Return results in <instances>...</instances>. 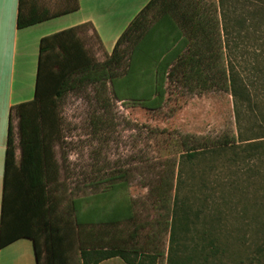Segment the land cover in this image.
<instances>
[{
    "label": "trees",
    "instance_id": "obj_1",
    "mask_svg": "<svg viewBox=\"0 0 264 264\" xmlns=\"http://www.w3.org/2000/svg\"><path fill=\"white\" fill-rule=\"evenodd\" d=\"M78 7V0H57L54 6L40 0H19L17 24L26 27ZM217 8L204 0H149L104 60L88 52L78 34L81 26L41 38L34 97L10 111L0 247L28 237L37 264H97L112 257L129 264H161L166 257V264H195L198 245L191 254L182 252V237L192 212L182 193L188 180L184 166L228 147L236 148L234 137L225 135L210 142L192 135L183 137L185 150L179 161L169 160L154 177L144 178L147 197L159 209L155 219L141 218L146 204L129 192V169L91 181L96 187L107 185L88 197L92 200L89 223L81 222V201H74L69 186L58 179L54 145L63 139L61 105L65 96L88 85L96 86L103 104L111 99L134 101L150 110L162 108L168 80L182 82L192 92L209 85L228 90ZM235 83L231 75L232 93L238 95ZM14 118L18 121L19 160ZM140 162L148 170L155 168L147 159Z\"/></svg>",
    "mask_w": 264,
    "mask_h": 264
},
{
    "label": "rangeland",
    "instance_id": "obj_2",
    "mask_svg": "<svg viewBox=\"0 0 264 264\" xmlns=\"http://www.w3.org/2000/svg\"><path fill=\"white\" fill-rule=\"evenodd\" d=\"M204 1L218 7L229 89L209 85L192 92L168 80L162 108L150 110L134 101L103 104L96 86H85L61 105L63 140L56 154L72 189L95 173L129 169L130 194L146 204L141 218L155 219L159 209L147 197L144 178L154 177L169 160L179 161L183 137H234L236 148L184 166L182 193L192 212L182 252L191 254L198 245L195 264H264V0ZM96 55L102 60L105 53ZM143 159L155 168L146 169ZM165 241L168 249V234ZM166 263L167 257L161 261Z\"/></svg>",
    "mask_w": 264,
    "mask_h": 264
},
{
    "label": "crops",
    "instance_id": "obj_3",
    "mask_svg": "<svg viewBox=\"0 0 264 264\" xmlns=\"http://www.w3.org/2000/svg\"><path fill=\"white\" fill-rule=\"evenodd\" d=\"M47 6H54L57 0H40ZM149 0H78V9L61 14L41 22L19 27L17 17L19 0H0V225L5 170V152L10 124L11 107L31 100L35 93L40 40L43 36L71 27L81 28L79 36L88 52L98 59L96 53H105L104 60L134 16ZM82 88L70 93L81 92ZM64 98V99H65ZM16 121H13V124ZM18 124V121H17ZM17 129V126H16ZM15 134V133H14ZM15 139L16 144L19 142ZM63 140V139H62ZM61 140V141H62ZM57 141L56 147L61 145ZM21 150L16 147L19 160ZM59 180L62 179L64 161H59ZM111 172L95 173L87 177L88 181L71 189L74 201H81L79 215L81 222L89 223V196L106 189V183L100 187L93 186L91 181L106 179ZM130 192V191H129ZM0 264H37L33 241L21 237L6 246L0 247ZM97 264H129L121 257L105 259Z\"/></svg>",
    "mask_w": 264,
    "mask_h": 264
}]
</instances>
